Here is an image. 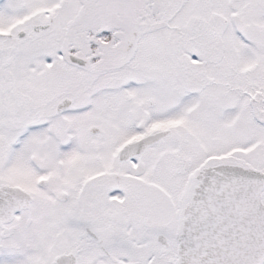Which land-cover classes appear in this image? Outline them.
I'll use <instances>...</instances> for the list:
<instances>
[{
    "label": "snow or ice",
    "instance_id": "6c2138e0",
    "mask_svg": "<svg viewBox=\"0 0 264 264\" xmlns=\"http://www.w3.org/2000/svg\"><path fill=\"white\" fill-rule=\"evenodd\" d=\"M0 264H264V0H0Z\"/></svg>",
    "mask_w": 264,
    "mask_h": 264
}]
</instances>
